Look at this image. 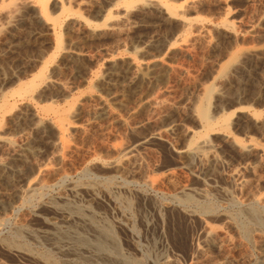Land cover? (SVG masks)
<instances>
[{"label": "rangeland", "instance_id": "374dc122", "mask_svg": "<svg viewBox=\"0 0 264 264\" xmlns=\"http://www.w3.org/2000/svg\"><path fill=\"white\" fill-rule=\"evenodd\" d=\"M161 1L0 0V264H264V0Z\"/></svg>", "mask_w": 264, "mask_h": 264}, {"label": "bare ground", "instance_id": "6f19581e", "mask_svg": "<svg viewBox=\"0 0 264 264\" xmlns=\"http://www.w3.org/2000/svg\"><path fill=\"white\" fill-rule=\"evenodd\" d=\"M160 1V0H159ZM170 4V3H169ZM168 4L167 1H161V5L163 8H165L166 11L170 12L172 11L171 9V6ZM58 39V38H57ZM59 42V40H58ZM58 44V43H57ZM35 92V91H34ZM211 93V90H208L206 92V95L209 96ZM202 105H205V104H202ZM29 109V108H28ZM208 109H206V107H199L197 112H198V115L200 117V120L202 121V123L204 124L205 126V129L207 131H211L212 130V120H211V117H210V114L208 113L207 111ZM20 111V110H19ZM23 113V112H22ZM229 123V121H228ZM227 124V123H226ZM225 125V124H224ZM63 135V134H62ZM238 144V143H237ZM145 145V144H144ZM129 146L128 147H124L122 149H120V152L121 153H126L128 150H129ZM208 144H207V141H206V136H202L200 137V139L196 142H194L193 144H189L186 148V150L184 151V153L188 156H193L194 158L198 159L199 162H204V161H208L210 158L207 154H205V150L208 149ZM184 154V155H185ZM119 155V154H118ZM264 155V154H263ZM129 157V156H128ZM212 158V157H211ZM124 160V159H123ZM122 161V160H121ZM194 161V160H193ZM214 161V160H213ZM7 167V164H3L0 162V169L2 168H5L6 169ZM4 169V170H5ZM234 170V169H233ZM116 175V174H115ZM232 177V176H231ZM230 177V178H231ZM237 176H235L236 178ZM234 178V177H233ZM242 183V182H241ZM146 185H150L149 182H146ZM29 186V184H28ZM31 188V187H29ZM178 190V189H177ZM31 191H33L31 189ZM28 192V191H27ZM202 193V192H201ZM228 193V192H227ZM18 194V193H17ZM89 194V193H88ZM186 194V193H185ZM236 197V196H235ZM263 197V196H262ZM130 198V197H129ZM207 199V198H206ZM127 200V199H126ZM191 200V199H190ZM237 200V199H236ZM248 201V200H247ZM183 202V201H182ZM248 202H250V205L251 207L256 211V210H260V209H263L264 208V198H260V197H252ZM192 203V201H191ZM233 203H235V201H233ZM237 203V202H236ZM206 207V206H205ZM169 211V210H168ZM242 211V210H241ZM252 211V210H251ZM164 212V211H163ZM250 213V211H249ZM257 213V212H256ZM253 214H255L253 212ZM257 215V214H256ZM245 216V215H244ZM252 216V215H251ZM251 218V217H250ZM253 218V217H252ZM67 220V219H66ZM259 220V219H258ZM250 221V220H249ZM255 221V220H254ZM261 221V220H260ZM69 222V221H68ZM67 221H65V224H69ZM230 222V221H229ZM264 222V221H263ZM19 224V223H18ZM201 224V223H200ZM55 225V224H54ZM75 225V224H74ZM107 225V224H106ZM109 225V224H108ZM148 225V224H147ZM62 227V226H61ZM23 229V228H22ZM53 229V228H52ZM207 231V230H206ZM210 234L208 235L206 233V235H208V237L212 234L211 232H209ZM259 233V231H258ZM257 233V234H258ZM212 236V235H211ZM261 236V235H260ZM251 239V238H250ZM264 240V238H263ZM250 241V240H249ZM9 243V242H8ZM7 243V244H8ZM253 244V243H252ZM128 246V245H127ZM13 247V246H12ZM105 247V246H104ZM115 249V248H114ZM119 249V248H118ZM16 250V249H15ZM105 250V249H104ZM117 250V249H116ZM13 253V252H12ZM187 253V252H186ZM12 255V254H11ZM123 258V257H122ZM125 258V257H124ZM34 259V258H33ZM249 259V258H248ZM38 261V260H37ZM191 261V260H190ZM251 261V260H250ZM166 263V262H165Z\"/></svg>", "mask_w": 264, "mask_h": 264}]
</instances>
